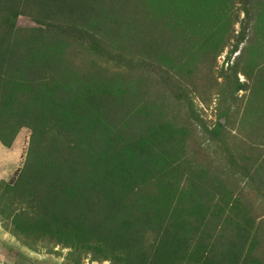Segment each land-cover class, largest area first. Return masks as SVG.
<instances>
[{"label": "trees", "instance_id": "trees-1", "mask_svg": "<svg viewBox=\"0 0 264 264\" xmlns=\"http://www.w3.org/2000/svg\"><path fill=\"white\" fill-rule=\"evenodd\" d=\"M235 1L243 12L238 33L208 37L198 24L213 25L205 10L185 16L167 3L159 9L157 0H0V141L10 147L21 128L31 129L16 177L0 180L2 225L27 243L91 251L111 264H264L256 249L264 212L189 157L186 124L162 95L148 93L136 68L143 58L191 76L196 53L207 67L234 35L232 51L247 43L228 67L232 89L251 86L264 101V0ZM21 14L37 24L18 26ZM87 39H110L107 48L124 57L127 73L77 68L72 43ZM185 85L176 83L188 95ZM261 103L254 119L264 129ZM259 149L229 153V161L264 191Z\"/></svg>", "mask_w": 264, "mask_h": 264}, {"label": "rangeland", "instance_id": "rangeland-1", "mask_svg": "<svg viewBox=\"0 0 264 264\" xmlns=\"http://www.w3.org/2000/svg\"><path fill=\"white\" fill-rule=\"evenodd\" d=\"M157 3L159 9L165 7L167 3L172 11L185 16H188V11L191 10H205L207 19L213 18L211 19L213 25H206L207 20L204 21L205 24H198L208 32V37H213L219 32L230 34L232 28L237 34L240 24L237 20L235 21V18L237 19L238 15L239 18L243 17V12L239 11V4L235 0L228 2V8H224L227 6L225 0H157ZM228 13L229 19L224 21L227 23L224 26L222 24L224 22H220V16L223 17V14L228 15ZM36 24L27 15L18 16V26L31 27ZM49 32L52 34L51 31ZM58 37L63 41L64 34H59ZM236 41L237 37L233 35L216 60L209 61L211 65L207 67L203 63L202 53H199L200 51L196 53L195 58L199 66L196 65L198 68L191 76H187L186 71L182 75H175L174 70H158L143 58L136 68L147 76L148 93L157 97L162 95L167 109L171 108L177 114L179 122L186 124L189 130L187 136L189 157L196 159L203 166L212 167L211 169L216 170L218 176L228 185L237 184L236 191L237 194H241L242 200L250 203L258 212H264V191L258 189V182H251L241 169L233 167L229 161V153H235L239 157L241 153L248 152L250 146L255 148L259 146L260 157H264V143L260 145L264 139L261 134L264 133V129H259L254 119L256 105L260 102L264 104L263 100L260 101L261 93L253 90L251 86L238 91L232 89L235 75L234 71L228 67L247 43L245 39L237 50L232 51ZM110 43L109 39L108 44ZM79 44L73 41L72 47L78 51L72 53L70 59L77 68H81L82 72L95 73L100 69L101 75L111 77L127 73L128 66H124V57L108 50L107 41L98 43L87 39ZM118 49H122L121 46H118ZM221 69H225L229 76L221 74ZM207 70H211V75L208 76ZM128 72H132L131 68ZM238 77L242 81L246 80L241 72H238ZM210 79H212L211 87L207 85ZM178 82L186 84L188 95L176 87ZM248 82L254 85L251 81ZM174 91L185 96L182 99L174 98L172 95ZM218 122L224 126L211 133L209 130L217 128ZM30 135L31 129L23 127L10 147L3 145L0 141V180L11 181L16 177L24 163ZM256 222L259 227L260 241L256 249L264 255V213L259 220L256 219ZM19 240H15L16 249L19 251L17 259L4 258L0 252V264H102L105 260L111 264L110 259L94 257L91 251L82 254L75 252L71 255L70 248L58 244L54 246L48 242L30 244Z\"/></svg>", "mask_w": 264, "mask_h": 264}, {"label": "crops", "instance_id": "crops-1", "mask_svg": "<svg viewBox=\"0 0 264 264\" xmlns=\"http://www.w3.org/2000/svg\"><path fill=\"white\" fill-rule=\"evenodd\" d=\"M19 240L16 236L7 228H5L0 221V252L3 257L11 259H17L19 251L16 249L15 240ZM20 241V240H19Z\"/></svg>", "mask_w": 264, "mask_h": 264}, {"label": "built area", "instance_id": "built-area-1", "mask_svg": "<svg viewBox=\"0 0 264 264\" xmlns=\"http://www.w3.org/2000/svg\"><path fill=\"white\" fill-rule=\"evenodd\" d=\"M109 264V261L105 260L102 264Z\"/></svg>", "mask_w": 264, "mask_h": 264}]
</instances>
